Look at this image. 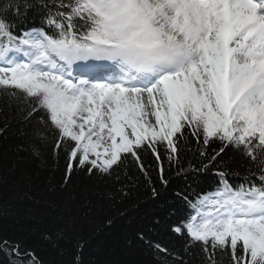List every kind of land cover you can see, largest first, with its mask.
Returning <instances> with one entry per match:
<instances>
[{
	"label": "snow or ice",
	"instance_id": "obj_1",
	"mask_svg": "<svg viewBox=\"0 0 264 264\" xmlns=\"http://www.w3.org/2000/svg\"><path fill=\"white\" fill-rule=\"evenodd\" d=\"M0 94L37 125L21 131L34 157L51 136L63 145L67 174L108 178L130 156L151 182L140 150L159 162L163 145L178 164L185 129L217 145V165L236 153L243 172L218 170L215 191L176 193L196 214L171 230L207 264H264V0H0ZM0 254L43 264L20 242L0 240Z\"/></svg>",
	"mask_w": 264,
	"mask_h": 264
},
{
	"label": "trees",
	"instance_id": "obj_2",
	"mask_svg": "<svg viewBox=\"0 0 264 264\" xmlns=\"http://www.w3.org/2000/svg\"><path fill=\"white\" fill-rule=\"evenodd\" d=\"M39 22L32 12L26 26ZM36 126L26 125L16 103L0 94V240L33 249L43 264H73L78 244L83 245L82 264H207L200 247L190 246L189 237L171 230L196 214L176 193L215 191L218 170L243 172L239 155L226 149L223 163L217 165L210 161L217 145L205 146L202 138L198 141L185 129L178 164L170 165L163 145L157 146L159 162L151 152L140 150L151 182L130 156L108 178L89 176L75 165L67 174V153L63 145L54 152V136L43 144L39 157L33 156V138L21 131L31 132ZM160 163L167 186L158 179ZM226 179L233 187L241 182L232 175ZM0 264H7L3 254ZM221 264H229L227 255Z\"/></svg>",
	"mask_w": 264,
	"mask_h": 264
},
{
	"label": "rangeland",
	"instance_id": "obj_3",
	"mask_svg": "<svg viewBox=\"0 0 264 264\" xmlns=\"http://www.w3.org/2000/svg\"><path fill=\"white\" fill-rule=\"evenodd\" d=\"M154 120V118H152Z\"/></svg>",
	"mask_w": 264,
	"mask_h": 264
}]
</instances>
